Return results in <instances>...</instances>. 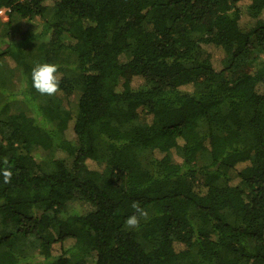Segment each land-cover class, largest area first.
I'll return each mask as SVG.
<instances>
[{"label":"trees","instance_id":"trees-1","mask_svg":"<svg viewBox=\"0 0 264 264\" xmlns=\"http://www.w3.org/2000/svg\"><path fill=\"white\" fill-rule=\"evenodd\" d=\"M2 8L0 59L21 70L10 95L29 109L0 115V264H264V0ZM13 14L45 20L14 39ZM40 62L58 66L53 95L32 86Z\"/></svg>","mask_w":264,"mask_h":264},{"label":"rangeland","instance_id":"rangeland-1","mask_svg":"<svg viewBox=\"0 0 264 264\" xmlns=\"http://www.w3.org/2000/svg\"><path fill=\"white\" fill-rule=\"evenodd\" d=\"M49 17H50V13L47 14V18ZM9 20L11 23L10 24L11 27L9 29V32L11 33L10 37L16 39V38L22 37L24 35L23 34L24 32H27L30 30H36V28L39 27V25H42L45 19L37 17L32 22H27L25 20H22L18 15L13 14L9 18ZM0 22H1V19H0ZM240 24L244 29H247L251 27L252 21L249 20L247 17L242 16ZM2 29H3V26L0 25V34H1ZM35 47H36V43L30 46L26 45V52H28L26 58H28L27 61L31 65L33 64V61H32V58L29 57V54L32 56L36 54ZM216 53H217L216 58L213 60V67L216 71H219L222 68V65L220 62L222 58H221L220 52H216ZM125 59L126 57L121 58L122 61H125ZM13 65L14 63L10 60H7L5 58L0 59V72H2V74L6 76V78H8V81H6L7 84L5 87V92L4 93L0 92V115L4 120L7 119L9 116H14L22 112H27L29 109L28 105L25 102L18 101L14 99L13 97H11L10 95L15 90L18 82H20L21 75H22L21 70L19 68L12 69L14 67ZM78 96H79L78 92H73L70 96H65L62 99V107L71 112H74L76 109ZM67 138L72 141L75 140V137L73 136L72 132H68ZM49 155L52 159L58 158V159L64 160L66 162L67 169L72 170L73 158L68 157L64 152H56V151L51 152L50 151ZM139 160L141 162L142 167L146 170L147 169L149 170L150 153L148 150L140 152ZM90 167L99 168L98 166H95L94 164H90ZM69 208H73V210H77L81 213H87L92 210V207L89 204L79 203V202L72 203V204L70 203ZM136 224L129 225L127 223L126 229L130 230L134 228Z\"/></svg>","mask_w":264,"mask_h":264},{"label":"clouds","instance_id":"clouds-1","mask_svg":"<svg viewBox=\"0 0 264 264\" xmlns=\"http://www.w3.org/2000/svg\"><path fill=\"white\" fill-rule=\"evenodd\" d=\"M58 66L55 63L40 62L36 63L30 72L32 86L41 94L53 95L59 89V77L57 75ZM4 178L7 180L11 172L5 170ZM129 225H135L137 218L135 215L128 218Z\"/></svg>","mask_w":264,"mask_h":264},{"label":"built area","instance_id":"built-area-1","mask_svg":"<svg viewBox=\"0 0 264 264\" xmlns=\"http://www.w3.org/2000/svg\"><path fill=\"white\" fill-rule=\"evenodd\" d=\"M10 14V9L9 8H2L0 9V16H8Z\"/></svg>","mask_w":264,"mask_h":264},{"label":"crops","instance_id":"crops-1","mask_svg":"<svg viewBox=\"0 0 264 264\" xmlns=\"http://www.w3.org/2000/svg\"><path fill=\"white\" fill-rule=\"evenodd\" d=\"M0 19H1L0 25L3 26V24L7 22L8 16H6V17L5 16H0Z\"/></svg>","mask_w":264,"mask_h":264}]
</instances>
